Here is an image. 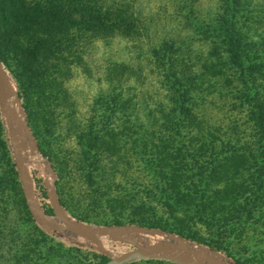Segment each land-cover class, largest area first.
Masks as SVG:
<instances>
[{"label": "rangeland", "instance_id": "obj_1", "mask_svg": "<svg viewBox=\"0 0 264 264\" xmlns=\"http://www.w3.org/2000/svg\"><path fill=\"white\" fill-rule=\"evenodd\" d=\"M100 1L118 21L72 29L59 97L22 98L2 63L0 264H264V214L244 212L264 198V0Z\"/></svg>", "mask_w": 264, "mask_h": 264}, {"label": "trees", "instance_id": "obj_2", "mask_svg": "<svg viewBox=\"0 0 264 264\" xmlns=\"http://www.w3.org/2000/svg\"><path fill=\"white\" fill-rule=\"evenodd\" d=\"M119 13V10L105 6L100 0H0V60L13 74L20 96L24 98L27 94L24 86L27 82L29 91L36 90L38 93H35L45 95L43 89L46 87L54 89L59 97L60 92L55 87H61L64 78L59 79L58 74L64 68L63 64L68 62L76 44L74 35H71L72 29L90 31L111 28L106 21H118ZM113 26L115 28L116 25ZM222 33L232 59L241 63L243 51L235 30L224 28ZM11 61H15L17 67H11ZM37 105L42 106L41 103ZM29 106L26 105L27 111ZM49 107L43 105L42 113H55L58 108H51L48 112L45 109ZM74 111L71 104L70 113ZM43 120L49 125L48 133L56 129L55 123L52 124L45 117ZM260 123L264 130V118L260 119ZM34 133L36 138H40L39 132ZM263 188L264 181L261 192ZM48 212L61 222L52 207ZM244 212L250 218H255L259 212L263 215L264 198L248 200ZM218 251L224 254L229 264L234 261L230 253ZM235 263L242 264L236 260Z\"/></svg>", "mask_w": 264, "mask_h": 264}, {"label": "water", "instance_id": "obj_3", "mask_svg": "<svg viewBox=\"0 0 264 264\" xmlns=\"http://www.w3.org/2000/svg\"><path fill=\"white\" fill-rule=\"evenodd\" d=\"M6 76H7V72L4 69L3 64L0 60V93L3 95V103H4V107L6 109V113H7L6 115H7V118H9L8 109H7L8 94H7V90H6V87H7ZM9 128H10L11 133L13 134V127L10 123H9ZM16 160H17V165H18L19 171H20V173L24 179V183L26 184L27 175L23 169V163L20 159L18 152H16ZM57 217L60 219L61 222H63L67 226H72L74 223V221L72 219L62 218L58 215H57ZM116 229L120 230V228L110 226V227H103V228H94V229H92V232L93 233H105V234L112 235L113 237H116L115 233H113ZM147 249H148L147 247L138 246L135 250L129 252L124 257L116 259V261L118 263H124L125 261H127V260H129V259H131L137 255L149 257V256L154 254V251H147ZM103 251H104V253L109 255V253L106 250H103Z\"/></svg>", "mask_w": 264, "mask_h": 264}, {"label": "bare ground", "instance_id": "obj_4", "mask_svg": "<svg viewBox=\"0 0 264 264\" xmlns=\"http://www.w3.org/2000/svg\"><path fill=\"white\" fill-rule=\"evenodd\" d=\"M10 104H11V103H10ZM16 113H17V112H16ZM16 113H15V114H16ZM16 115H17V114H16ZM17 116H18V115H17ZM17 116H16V117H17Z\"/></svg>", "mask_w": 264, "mask_h": 264}]
</instances>
